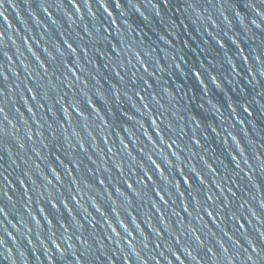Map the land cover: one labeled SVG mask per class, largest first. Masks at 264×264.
<instances>
[{
  "label": "water",
  "instance_id": "95a60500",
  "mask_svg": "<svg viewBox=\"0 0 264 264\" xmlns=\"http://www.w3.org/2000/svg\"><path fill=\"white\" fill-rule=\"evenodd\" d=\"M0 264H264V0H0Z\"/></svg>",
  "mask_w": 264,
  "mask_h": 264
},
{
  "label": "snow or ice",
  "instance_id": "6c2138e0",
  "mask_svg": "<svg viewBox=\"0 0 264 264\" xmlns=\"http://www.w3.org/2000/svg\"><path fill=\"white\" fill-rule=\"evenodd\" d=\"M254 251H256L255 248H254ZM257 255H259V252H257ZM248 259H249V260H252L251 255L248 257Z\"/></svg>",
  "mask_w": 264,
  "mask_h": 264
}]
</instances>
